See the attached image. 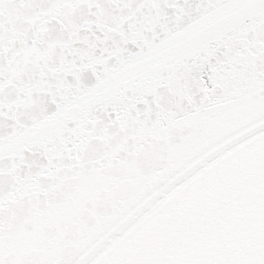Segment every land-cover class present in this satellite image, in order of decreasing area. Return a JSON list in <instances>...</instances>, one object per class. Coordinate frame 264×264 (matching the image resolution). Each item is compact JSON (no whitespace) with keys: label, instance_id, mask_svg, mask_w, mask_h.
I'll return each mask as SVG.
<instances>
[{"label":"snow or ice","instance_id":"1","mask_svg":"<svg viewBox=\"0 0 264 264\" xmlns=\"http://www.w3.org/2000/svg\"><path fill=\"white\" fill-rule=\"evenodd\" d=\"M0 264H264V0H0Z\"/></svg>","mask_w":264,"mask_h":264}]
</instances>
